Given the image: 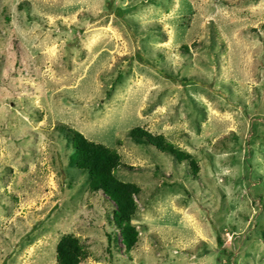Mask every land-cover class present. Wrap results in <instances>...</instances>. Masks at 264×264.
Returning a JSON list of instances; mask_svg holds the SVG:
<instances>
[{"label":"rangeland","instance_id":"374dc122","mask_svg":"<svg viewBox=\"0 0 264 264\" xmlns=\"http://www.w3.org/2000/svg\"><path fill=\"white\" fill-rule=\"evenodd\" d=\"M66 130L140 190L129 251ZM65 235L80 264H264V0H0V264H57Z\"/></svg>","mask_w":264,"mask_h":264},{"label":"trees","instance_id":"16d2710c","mask_svg":"<svg viewBox=\"0 0 264 264\" xmlns=\"http://www.w3.org/2000/svg\"><path fill=\"white\" fill-rule=\"evenodd\" d=\"M136 53L139 52L136 51ZM128 136L133 142L154 147L158 152L174 157L178 162L186 161L191 168V173L195 175L196 164L193 157L187 152L175 148L162 136H153L139 127L130 130ZM64 137L66 146L71 150L67 158L69 166L87 175L89 190L92 192L101 191L114 206L111 210L112 217L109 218V215L106 217L108 225L111 227L105 233V252L108 258L110 259L112 255L111 249L117 248V232H120L126 251H129L137 242L136 232L130 222L136 212L133 197L137 196L140 190L135 184L123 182L116 177L117 168L123 164L115 150L89 141L76 131L66 130ZM173 177H177L176 173ZM55 250L57 264H80L81 260L87 257V252L82 248L78 239L72 235L63 236Z\"/></svg>","mask_w":264,"mask_h":264}]
</instances>
